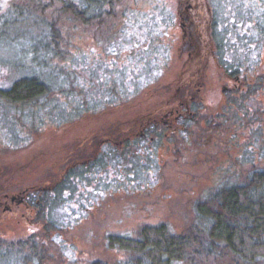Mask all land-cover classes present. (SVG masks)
Instances as JSON below:
<instances>
[{
	"label": "rangeland",
	"instance_id": "1",
	"mask_svg": "<svg viewBox=\"0 0 264 264\" xmlns=\"http://www.w3.org/2000/svg\"><path fill=\"white\" fill-rule=\"evenodd\" d=\"M11 1L0 0V16H15L14 12L11 15L7 13ZM144 1L127 0L126 6L142 13L143 9L168 7L171 4L177 7L179 3V0H160L161 2L148 5L151 1ZM179 5L173 28L165 27L168 39L155 35L151 25L154 19L149 21L143 31L140 28L141 37L146 39L144 35L148 33L151 38L140 61L137 57L142 64L138 74V65H133L129 56L122 55L126 75H136L130 82L136 83L137 89L129 97L138 95V99L117 111L86 116L81 121L63 126L73 117L75 106L72 105L74 101L71 100V93L77 92L79 96L84 97L83 100L104 97L106 93L112 94L115 87L107 78L111 77L113 69L119 71L122 66L111 62V57L104 54L105 49L108 55L110 54V43L105 45L85 40L81 42L75 35L73 44L82 50L90 49V58L80 52L70 58L75 52L74 47H70L71 55L64 54L62 58L50 59L57 67L46 66L45 77L50 85L59 89L54 88L45 101V107L36 108V114L42 115L45 112L50 114V119L60 118L58 121H61L62 127H57L58 122L54 119L44 125L39 134L32 137L27 130L14 129L15 123L5 119V137L8 138H4V143L0 144V186L44 183L58 172V165L64 159V149L76 152L83 149L78 155H87L97 144L96 140H102L106 135H110L113 142H118L115 129L122 132L126 121L133 120L141 115L143 110L156 104L159 98L164 99L168 93L172 94L179 89V84L184 79L188 56L191 55L190 49L185 50L183 47L182 36L184 37V29L188 34L193 33V23L186 20L187 5ZM213 9L215 20L219 24L215 25L214 33L217 42L223 45L220 48L223 54L230 59L232 55L228 52L234 49L237 55H244L247 60H251L258 51L262 50L261 53L264 54V0H215ZM159 10H153L152 13L156 15V19L164 21L165 13ZM180 14L185 19H182ZM63 26V21L57 25L58 28ZM202 29H206V24L203 23ZM11 43H8V39L0 40V64L8 65L12 58H15L16 63L17 54L21 55L25 51L22 50L23 43ZM133 46L132 52H139L142 43ZM202 63L196 85L187 93L186 90L180 92L186 96L190 95L192 104L197 105L199 118L195 123L182 131H175L174 135L168 133L164 140L157 138V145H154L160 149H130L127 155L115 161L110 169L105 168L89 176L90 183L96 180L99 182L95 185L97 195L89 194L95 204L79 205L78 198L86 196L83 195L84 186H80L81 189L77 187L71 195L73 199H78L77 203L70 207L67 202L66 206L59 207L57 213L55 212L61 228L58 233L51 230L45 233L40 230L35 215L31 218V224H36L31 225L22 216V213H25L23 210L18 213L14 211L15 214H4L0 217V243L15 245L36 234L42 237L39 238L45 252L42 264H90L96 259L113 262L120 259L122 254L106 246L107 235L132 234L143 224L160 222L168 223L174 230L183 232L194 221L196 202L206 193L220 187L224 182H237L253 167L264 169V119L259 122H254L253 119L246 128L243 126V120L239 121L233 117L232 112H228L226 115L230 118L226 121L222 114V104L232 82L217 71L216 63L208 55ZM19 65H12L9 71L4 69V73L0 69L1 89L9 87L16 78L35 73L33 69L18 68ZM110 66L114 68L109 69ZM70 73L79 82L76 91L73 90L74 81ZM100 78L102 81H95ZM56 81L60 82L59 86H56ZM262 100V97H256L255 103L251 105L252 109L248 111L251 113L253 108L263 107ZM9 113L12 114L11 111ZM217 113L220 115L219 123L212 122V126L217 129L211 130L206 119L215 117ZM251 117L252 115H249L248 118ZM120 124H123L121 128L115 127ZM107 127L109 131L105 132ZM93 133L95 140L87 139ZM2 135L3 132H0L1 137ZM84 140L88 145L90 142L92 147H79V143ZM138 145L146 148L149 145L148 140L139 141ZM86 155H83V158ZM128 175L130 180L126 179ZM118 176L123 179L122 182L113 180ZM101 179L105 181L100 183ZM5 247V250H0V260L2 258L3 263L13 256L11 252H16ZM13 254L15 262L11 264H16L17 255Z\"/></svg>",
	"mask_w": 264,
	"mask_h": 264
},
{
	"label": "trees",
	"instance_id": "2",
	"mask_svg": "<svg viewBox=\"0 0 264 264\" xmlns=\"http://www.w3.org/2000/svg\"><path fill=\"white\" fill-rule=\"evenodd\" d=\"M158 1L160 0H145L144 2H150L148 5H151L152 2ZM193 1L196 2V0H179L177 7L172 4L168 7L161 6L159 8L156 6L155 9L154 7L143 9L142 13H137L130 6H126L127 0H12L7 7V13L11 15L14 12L15 16L11 18L6 15L0 16V40L8 39V43L12 42V45L23 43L22 50L25 51L21 55L17 54L19 61L14 63L16 60L12 58L8 65L0 64L2 65L0 69L2 72L4 69L9 71L12 65L20 63L18 68L33 69L35 73L16 78L6 89L0 88V132H3L2 137L0 136V144L4 143V138H8L5 137L7 132L4 128L5 124H3L5 119L12 124L15 123L16 128L14 129L27 130L32 134V137L39 134L44 129V125L51 123L54 119L58 122L56 126L62 127L61 121H58L60 118L50 119V114L45 112L38 115L36 108L45 107L47 97L53 93L54 88L59 89V87L50 85L45 77L46 66L57 67L52 64L50 59L53 57L62 58L64 54L71 55L70 47H74L75 51L70 58L76 56L78 52L88 58L91 57L90 49L82 50L73 44L75 35L76 39L81 42L85 40L105 45L110 43V54L108 55L106 49L104 54L111 57V62L121 65L122 68L118 71L113 69V66L109 67V69H113V72L107 79L112 81V85L115 87L111 95L102 93L106 96L83 100L84 97L79 96L77 92L71 93V100L74 101L72 105L75 106L73 117H70L63 126L81 121L86 116L104 114L111 110L112 112L117 111V109L137 100L138 95L129 97L137 89L136 83L130 82L136 75L134 73L126 75L124 72L125 60L122 55L129 56L132 64L138 65V74L142 66L139 61L147 50L151 38L148 33L144 35L146 39L141 37L142 31L147 27L149 21L154 19L151 25L156 36L168 39L165 27L173 28L176 13L179 11L178 5L184 3L188 6L190 2L194 3ZM197 3L200 9L203 4L198 0ZM158 9L164 11L165 22L156 19V15H153L152 11ZM149 11L151 13H147ZM204 14L208 19L209 15L206 10ZM202 19L198 18L193 21V32L200 35L205 33V30L202 29ZM60 21H63L62 28L57 27ZM214 29L213 22L212 30ZM257 32L259 33L258 30ZM141 43V50L132 52L133 44L138 46ZM261 52L262 50L256 52L251 60H247L244 55H237L234 49L228 52L232 55L230 59L225 58L226 54H224L225 77L234 78L239 75L244 84L241 88L225 95L226 99L224 98L222 104L224 113L222 114L227 121L230 117L226 113L232 112L233 117L239 121L243 120V126L246 128L250 122H253V119L254 122L264 119V103H261L263 107L253 108L251 113L249 112L256 97H262V102H264V54L262 55ZM103 62L105 63V61ZM188 66L190 65L188 64ZM238 67L247 70V72L238 73L237 71L240 69ZM227 69L232 73L227 72ZM200 74L193 69L184 72V79L181 82L183 85L177 90L179 92L175 93L176 96L171 101L172 105L177 106L180 101L190 97V95L186 96L180 92L189 90V88H185L187 87L184 85L186 83L191 84L192 89ZM70 76L72 81H76V85L72 82L73 90L79 88L78 80L72 73ZM99 80L102 81V78L95 79L96 82ZM55 84L59 86L60 82L56 81ZM172 95L174 94L168 93L163 100L157 98L162 105V101ZM150 109L151 107L143 110L141 115H146ZM10 111L12 114L9 113ZM249 115L252 117L248 118ZM219 119V113L213 118L206 119L211 130L217 129L216 126H212V122L219 123ZM122 126L123 124L115 125L117 128ZM125 130L128 133H125ZM115 132L118 133L119 141L113 142L112 140V143L104 145L108 149H102V145L98 147L97 144L92 147L90 142L88 145L85 140L83 141L85 143H79V147L93 148L87 155L83 154L86 155L85 158L83 155H78L82 153L83 149L79 151L76 147L77 152L64 149V159L61 161L62 169L45 181L48 190L40 198L39 204L35 206V209L38 210L35 220L40 230H44L45 233L50 230L54 233L61 230L59 217L55 212L57 213L59 207L66 206L67 202L70 207H73L78 199L79 205L86 203L94 205L89 194L97 195L95 185L99 182L96 180L94 183H90L89 176L105 168L110 169L111 165H114L120 157L127 155L130 149H138V142L141 141L138 140L139 138L135 137L132 141L124 142L127 135L132 136L129 126L122 132L117 129ZM156 137L163 140L164 130L160 129L156 133ZM90 138H93L91 140L94 141L95 134L87 137V139ZM154 144L157 145V140ZM262 147L264 149V145ZM14 148L21 149V147ZM60 175L62 176L61 181ZM129 178L130 175L126 179ZM113 180L123 181L120 176ZM104 181L101 179L100 183ZM80 186H84L85 194L83 195L86 197L73 199L71 195ZM75 217L73 214V218ZM39 238L42 237L32 234L23 243L19 242L14 245L2 242L0 250H5L3 249L5 246H7L5 247L7 250H16V252L10 253L13 256V253L17 255L16 264H42L45 252ZM105 241L108 248L116 253H121L122 257L113 262L96 259L90 264H264V169L253 167L237 182H224L220 187L206 193L196 202L194 221L183 232L174 230L168 223L160 222L143 224L132 234H109ZM22 251L23 253H21ZM13 256L8 257L7 262L4 263L1 258L0 264L15 262Z\"/></svg>",
	"mask_w": 264,
	"mask_h": 264
},
{
	"label": "flooded vegetation",
	"instance_id": "3",
	"mask_svg": "<svg viewBox=\"0 0 264 264\" xmlns=\"http://www.w3.org/2000/svg\"><path fill=\"white\" fill-rule=\"evenodd\" d=\"M198 1H200L204 7L201 6V8L199 9L197 0L196 2L193 1L194 3L190 2L189 5L185 8L186 20L192 24L194 20L203 18V22L201 21V23L206 24V29H204L205 33L203 35L195 32L188 34L184 29V37L182 36L184 45L183 47L185 50L189 48L191 52V55L189 54L190 52L188 53L190 56H188L189 58L187 61L185 72L189 71L190 69L195 70V72L201 71L202 69L199 68L200 66L203 67L202 61L205 60L208 55L209 57H211L212 61L216 63L217 71L219 70L224 74L226 66L224 65V54L220 50L223 45L217 42L214 30H212L213 22L214 25H219L214 17L213 8L215 0ZM204 8L206 10V13L209 15L208 19L205 18ZM180 16L182 19H185L182 14H180ZM191 18H193L192 21ZM226 57L227 55H225V58ZM188 64L190 66H188ZM238 68H240L237 71L238 73L247 72V70H244L241 67ZM227 72L232 73L229 69H227ZM227 79H231L230 82H232V86L228 91L230 93L236 89L241 88L244 84L242 82V77L239 75H236L234 78H230L229 76H227ZM182 85L183 84H179V88ZM184 85L187 86H184L185 88L191 89V84L186 83ZM178 92L179 91H175L174 93H172L174 95L170 96V98L167 97L166 100L162 101L163 106L160 103L161 101H158L156 104L151 106V109L148 111L149 113H147L146 115H138L133 118V120L126 121L124 124V129L129 126V132L132 133V136L130 135L129 137L127 135L124 139V142H126L127 140L132 141L134 140L133 138L136 137V139L139 138L138 140H141L142 142L144 139L148 140L149 144L146 148H141L138 145V149H160L158 146L154 145L158 138L156 137V133H158L160 129L164 130V138H166V135L168 133L174 135L175 131H182L186 129L188 125H192L193 123H195L197 121L196 119H198L199 116L196 112L197 105L192 104L191 96L187 97V99L184 101H180L177 106L172 105L171 101H173V98L176 96L175 93ZM157 112H159V114H157ZM106 131H109L108 127L105 132ZM125 133H128V131L125 130ZM122 142L123 140L121 141V143ZM110 143H112V137L110 135H106L102 140H97L98 147L102 145V149H108V147L106 148L104 147V145ZM59 165V170H61L62 164L60 163ZM59 179L60 181L62 180L61 175L59 176ZM8 186H0V217H2L4 214H15L18 213V211L23 210L25 213H22V216L31 224V218L33 217V215H35L36 218V213L38 211L35 209V206L39 204L41 200L40 198L48 190L47 183H37L36 185L20 183L17 186H15L14 184L11 185V187Z\"/></svg>",
	"mask_w": 264,
	"mask_h": 264
}]
</instances>
